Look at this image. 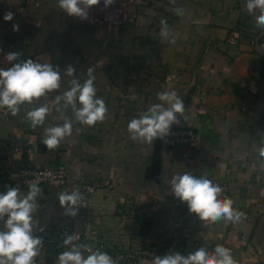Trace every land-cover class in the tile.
<instances>
[{
	"label": "crops",
	"instance_id": "0c3cea01",
	"mask_svg": "<svg viewBox=\"0 0 264 264\" xmlns=\"http://www.w3.org/2000/svg\"><path fill=\"white\" fill-rule=\"evenodd\" d=\"M214 1L152 0L138 6L131 21L121 15L103 24L91 21L98 7L81 21L63 12L58 0H0V68L32 59L50 63L61 75L59 89L20 105L16 116L0 108V168L64 165L75 177L98 185L93 196L81 200L79 214L97 219L108 242L139 251L140 264H153L170 244L188 239L230 249L235 264H264V50L251 41L263 37L264 28L248 14L246 0ZM8 11L14 14L11 22L4 20ZM239 29L241 41L231 45L227 39ZM11 52L18 60L10 63ZM69 66L75 69L72 76L66 75ZM89 67L95 68L96 97L108 109L105 119L91 127L76 120L63 99L56 103L73 80L82 84L89 78ZM161 91H175L183 100L185 112L170 128L195 130L193 144L165 147L160 138L152 143L132 139L129 121L161 103ZM42 106L49 110L46 120L33 128L27 113ZM65 122L72 124L71 135L49 150L42 143L45 129ZM184 174L229 182V200L243 217L212 222L191 213L171 184ZM9 186L18 187L21 197L29 189L3 179L0 192ZM39 188L34 237L57 226L65 215L59 197L68 194L57 183ZM60 254L41 244L33 261L58 264Z\"/></svg>",
	"mask_w": 264,
	"mask_h": 264
},
{
	"label": "clouds",
	"instance_id": "9594fccd",
	"mask_svg": "<svg viewBox=\"0 0 264 264\" xmlns=\"http://www.w3.org/2000/svg\"><path fill=\"white\" fill-rule=\"evenodd\" d=\"M8 2L14 3V0ZM101 2L102 0H58V7L69 17L88 21L91 11ZM113 2L114 0H103L105 8L110 7ZM244 6L248 14L254 16L256 26L264 28V0H246ZM172 11L176 15H181L183 10L173 8ZM13 19L14 14L11 11L5 13V22H11ZM160 23L161 35L166 36L167 21L162 19ZM13 30L18 32L19 25L13 24ZM6 59L10 63L17 61L18 53H8ZM74 72L75 69L69 66L66 75L72 76ZM94 72L95 68L89 67L88 79L82 84L73 80L70 90L65 91L62 97L56 98L57 104L63 99L66 105H71L75 119L88 127L102 122L108 111L105 101L96 97ZM60 87V72L50 63H39L32 59L13 63L11 67L0 68V108H6L12 116H16L20 105L31 104ZM157 100L161 103L151 105L146 113L129 121L128 131L133 140L140 138L152 143L154 139L164 137L171 125L178 123L177 114L182 115L185 112L184 102L175 91H161L157 93ZM77 101L79 108L76 107ZM48 111L46 106L38 107L29 111L26 118L31 126L36 128L45 122ZM71 133V122H65L63 126L48 127L45 129L42 143L49 150H53ZM261 155H264V150L261 151ZM171 184L176 197L186 202L190 212L197 214L201 220L215 222L223 217L238 221L244 215L233 209L231 200H218L217 196L222 189L208 179H196L189 174L176 175ZM40 191L35 182H29L28 192L23 197L18 187L9 186L5 192H0V219L7 217L6 230L0 231V264H34L33 258L42 243L32 235V212L35 206L33 202ZM59 199L62 206L75 207L80 197L78 193L73 192L61 194ZM69 212L72 215L76 214L71 208ZM76 238L69 236L65 240V245L71 244ZM58 264H114V262L107 253L99 251L92 252L85 258L81 251L73 246L70 251H64L59 255ZM153 264H235V261L230 249L218 245L214 253H209L201 247L187 256L179 253L156 256Z\"/></svg>",
	"mask_w": 264,
	"mask_h": 264
},
{
	"label": "built area",
	"instance_id": "2783aa9c",
	"mask_svg": "<svg viewBox=\"0 0 264 264\" xmlns=\"http://www.w3.org/2000/svg\"><path fill=\"white\" fill-rule=\"evenodd\" d=\"M146 0H114L113 4L105 8L103 0L100 4L103 6L98 7L97 14L91 21H100L103 24L111 22L113 19L121 15H126L132 20L138 6L145 4ZM244 32L233 30L227 41L231 45L240 43ZM251 41L259 45L264 50V36H252ZM197 132L193 129H172L170 128L167 135L160 138V142L165 147H174L176 145H190L196 141ZM196 179H208L214 185H218L222 191L218 194L217 199L224 200L230 198V184L224 179L212 178L208 175H193ZM3 179H13L23 185L29 187V182H35L38 186L57 183L61 188L67 189L68 194L76 192L79 194L78 204L73 207L71 205L65 206V215L60 218L57 226L51 229H43L36 232L35 238L41 240L43 245H52L59 253L70 251L73 246L77 247L83 256H88L92 252L107 253L113 260L114 264H140L141 255L135 249H123L108 242L104 237V227L98 223L91 215L79 214L81 200L85 197L93 196L97 190L98 185L88 183L78 177L64 165L46 166L43 168H19L15 170H8L0 168V181ZM69 208L76 214L72 215ZM7 217L5 216L0 220V228L2 231L6 230ZM69 236L77 237L71 244L65 245V240ZM205 248L209 253H214L216 245H209L204 242L186 240L184 244L173 242L170 244L165 254L156 256H165L170 253H179L187 256L195 252L199 248ZM155 256V257H156ZM154 257V259H155Z\"/></svg>",
	"mask_w": 264,
	"mask_h": 264
},
{
	"label": "rangeland",
	"instance_id": "374dc122",
	"mask_svg": "<svg viewBox=\"0 0 264 264\" xmlns=\"http://www.w3.org/2000/svg\"><path fill=\"white\" fill-rule=\"evenodd\" d=\"M150 1H152V0H146L145 1V4H142V5H140V7H142V6H144V7H147L149 4V2ZM158 1V0H157ZM183 1H189V0H175V2L177 3V4H179L180 2H183ZM212 2L214 1V0H211ZM216 1H221V0H216ZM216 1H214V2H216ZM101 6H103L102 4H100V5H98L97 7H101ZM98 10H100V8H98Z\"/></svg>",
	"mask_w": 264,
	"mask_h": 264
},
{
	"label": "water",
	"instance_id": "95a60500",
	"mask_svg": "<svg viewBox=\"0 0 264 264\" xmlns=\"http://www.w3.org/2000/svg\"><path fill=\"white\" fill-rule=\"evenodd\" d=\"M153 171H154L155 173H158V172L160 171V159H158V160L156 161V163L154 164V166H153Z\"/></svg>",
	"mask_w": 264,
	"mask_h": 264
}]
</instances>
